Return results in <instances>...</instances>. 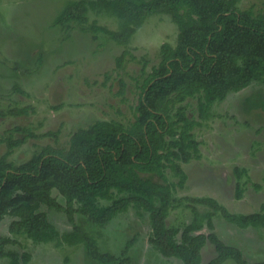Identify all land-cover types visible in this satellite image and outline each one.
Listing matches in <instances>:
<instances>
[{"label": "trees", "instance_id": "1", "mask_svg": "<svg viewBox=\"0 0 264 264\" xmlns=\"http://www.w3.org/2000/svg\"><path fill=\"white\" fill-rule=\"evenodd\" d=\"M238 0H69L56 22H87L89 11L103 12L118 20L116 30L92 24L93 37L104 34L115 44L125 46L143 22L152 15L165 14L176 25L174 47L163 43L159 63L146 74L128 127L116 121L99 120L75 131L67 149L46 146L25 162L15 165L7 159L14 148L35 137L28 128L15 126L0 139L6 152L0 156V221L12 217L8 231L25 234L35 243L56 240L67 245L82 244L97 264H128L126 242L115 256L99 250L96 240L76 224L80 215L98 226L106 225L119 213L133 208L138 217L147 213L148 243L166 258L182 264H249L242 251L225 244L213 231V217H221L240 228H264V205L259 212L232 213L212 197H184L191 219L182 228L167 224L174 209L173 193L184 188L187 173L182 164L200 157L194 130L212 116L211 108L229 94L252 83L264 84V12L238 9ZM128 51L116 57L122 67ZM132 58V57H131ZM40 57L36 66L40 65ZM145 64L142 65V71ZM29 70H26L28 72ZM125 86L121 83L120 93ZM199 96L197 115L190 117L183 106L188 98ZM30 106L14 107L12 116L28 115ZM3 115L0 112V116ZM22 136L16 138L15 134ZM169 168L177 181H168ZM246 169L233 168L236 179L234 198L243 196L240 179ZM145 175H156L162 182ZM259 188V184H255ZM64 199L61 203L53 194ZM109 201L100 204L99 201ZM207 209L201 212L197 206ZM42 206L63 212L72 229L59 234ZM207 227L211 232H203ZM209 242L215 256L202 262L201 250ZM14 239L0 236V260L19 264L18 253L7 249ZM29 254L22 255L27 263ZM255 264H264V261Z\"/></svg>", "mask_w": 264, "mask_h": 264}, {"label": "rangeland", "instance_id": "2", "mask_svg": "<svg viewBox=\"0 0 264 264\" xmlns=\"http://www.w3.org/2000/svg\"><path fill=\"white\" fill-rule=\"evenodd\" d=\"M67 1L0 0V139L15 126L35 133L7 156L15 165L46 146L67 149L75 131L96 121H116L128 127L134 119L141 84L159 63L161 45L176 44L177 27L165 14L148 17L125 46L115 44L104 34L94 38L90 32L92 24L116 30L118 20L103 12L89 11L84 24L56 22ZM236 6L251 9L254 14L264 12V0H238ZM124 50L129 55L118 67L116 57ZM121 83L125 86L123 93ZM198 98L196 95L176 104L172 113L183 106L188 116L196 117ZM23 106H30L32 111L28 115H8L9 109ZM211 112L212 116L194 130L200 157L182 164L187 180L184 188L177 187L173 193L175 207L167 218L170 226L182 228L191 219L186 196L212 197L232 213L259 212L264 205V84L252 83L229 94L213 104ZM21 136L15 134L16 138ZM5 152L6 146L0 141V156ZM236 166L246 169L240 179L243 196L239 200L234 198ZM166 175L168 181H177L169 168ZM145 177L162 182L156 175ZM53 194L64 204L56 191ZM197 208L201 212L208 210L201 205ZM38 211L47 215L59 234L72 229L63 212L45 206ZM146 214L138 217L129 208L103 226L80 215H75L74 220L104 253L119 256L126 242L134 237L128 264H182L176 258L164 257L148 243ZM11 220L6 216L0 221V236L14 239V244L6 248L18 253L19 264H97L82 244H58L56 240L35 243L25 234L10 233ZM213 223L218 237L239 248L249 264L264 261V228H240L219 213L214 215ZM202 231L211 232L206 226ZM25 253L29 254L27 263L22 261ZM215 254L214 246L207 242L201 250L202 262ZM0 264H9V258L1 259ZM222 264L235 262L229 259Z\"/></svg>", "mask_w": 264, "mask_h": 264}]
</instances>
